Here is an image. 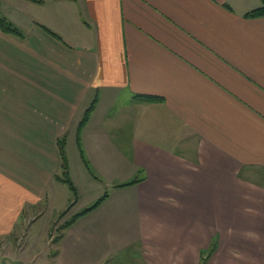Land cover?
Segmentation results:
<instances>
[{
  "label": "crops",
  "instance_id": "obj_1",
  "mask_svg": "<svg viewBox=\"0 0 264 264\" xmlns=\"http://www.w3.org/2000/svg\"><path fill=\"white\" fill-rule=\"evenodd\" d=\"M0 3L23 33L0 30V239L56 197L64 138L131 264H198L217 236L210 264H264L263 0ZM59 242L48 264H75Z\"/></svg>",
  "mask_w": 264,
  "mask_h": 264
},
{
  "label": "rangeland",
  "instance_id": "obj_2",
  "mask_svg": "<svg viewBox=\"0 0 264 264\" xmlns=\"http://www.w3.org/2000/svg\"><path fill=\"white\" fill-rule=\"evenodd\" d=\"M1 3L0 9L3 10L1 12L4 16L7 14V10ZM72 160L74 161V180L77 184H81L82 195L79 194L78 190V199H75L68 184L62 181L57 182L55 185L56 197L50 198L48 203H41L36 207L35 212H24L13 233L0 239V264H38L32 263L38 255H40L39 257L41 255L46 257V260L39 261V264H41L40 262L48 264L50 258L58 249L57 239L59 235L67 232L63 229L64 225L72 219L73 215L98 201L105 191L111 192V187H108L105 183L96 182L99 188H96L93 194L86 193L82 183L83 174L78 171L82 168L81 158L76 154L72 157ZM62 173L63 171L60 175ZM137 177H140V173L135 174L133 179ZM52 192L53 190H50L51 194ZM125 209L128 212H133L128 207H125ZM59 210H66L67 212L61 215L62 212H59ZM44 211L45 213L41 216ZM121 211L125 212L123 206L116 207L113 202L104 201L90 215L88 214L84 219H80L70 230L68 229L71 232L68 233L67 239L64 242H59L65 260L68 263L74 261L75 264H131L132 262H129L128 259H141L140 255L133 250L125 249L116 252V247L122 246L130 237L120 235L121 232L115 228L109 231L110 228L105 226V223L111 217ZM35 219L37 220L34 222ZM49 229L50 233L47 235ZM212 240L217 242V248L212 254H208L209 256L206 254L204 259L201 254V262L198 264H206L207 261L210 264V260L216 259L217 256L214 257V254L219 248V236L213 237ZM46 244H48V248ZM23 251H26L27 254H23ZM236 253L239 256L241 255L238 250Z\"/></svg>",
  "mask_w": 264,
  "mask_h": 264
},
{
  "label": "trees",
  "instance_id": "obj_3",
  "mask_svg": "<svg viewBox=\"0 0 264 264\" xmlns=\"http://www.w3.org/2000/svg\"><path fill=\"white\" fill-rule=\"evenodd\" d=\"M35 1H40V0H35ZM249 15L252 16H259V15H264V0H263V5L259 8L254 9L253 11L249 12ZM0 30L5 32V33H10V34H14V35H18V36H23V33L19 30L18 27H16L13 23H11L5 16L2 15L1 9H0ZM136 97L142 101H153L156 100L157 98L154 96H150V95H136ZM96 104V99L91 103V105L89 106V108L87 109V111L85 112L84 117L82 118L80 124H79V131L82 129V127L86 124L91 111L94 109ZM78 141L80 144V137H78ZM58 145H59V152H60V156L62 159V168H63V173L61 175H57V179H59L60 181L68 184L69 188L72 190L75 199H78V188L76 186V184L74 183V181L72 180V178L70 177V172H69V159L66 153V142L65 139H60L58 141ZM86 164H88L87 161H85ZM89 167V164H88ZM140 180V177H137L136 179L132 180L131 182H127L124 183L122 185H130L132 183H135L137 181ZM109 195V193L107 191H105V193L99 198L98 201H96L94 204H92L89 207H86L84 209H82L81 211H79L78 213H76L75 215H73L72 219L70 221H68L63 229L67 230L72 224H74L79 218H81L83 215L89 213L90 211L94 210V208H96L103 200H105L107 198V196ZM75 203V201H74ZM67 210V209H66ZM63 211L61 215H64L67 211ZM64 233H61L59 235V238L57 239V242H59L62 238ZM215 240V239H214ZM212 240L210 246L206 249H203L201 251L202 254V258L204 259V257L206 256V254L210 255L212 254L215 249L217 248V242ZM208 255V256H209Z\"/></svg>",
  "mask_w": 264,
  "mask_h": 264
}]
</instances>
